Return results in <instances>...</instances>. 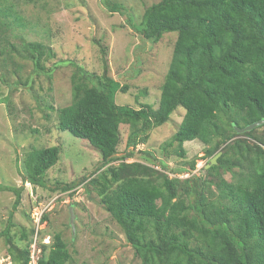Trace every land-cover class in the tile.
I'll return each mask as SVG.
<instances>
[{"label": "trees", "instance_id": "trees-1", "mask_svg": "<svg viewBox=\"0 0 264 264\" xmlns=\"http://www.w3.org/2000/svg\"><path fill=\"white\" fill-rule=\"evenodd\" d=\"M102 3L110 11L120 8ZM18 27L24 23L14 5L0 0V45L29 60L35 73L47 72V45L8 39L16 38ZM139 32L153 43L176 33L157 106L117 104L114 95L126 86L108 74L103 61L100 75L79 67L71 76V101L55 109L57 128L99 151L88 185L141 264H264V123L235 130L264 118V0H159L144 9ZM177 107L184 110L182 119L160 148L166 157L183 158L184 142L197 139L206 145V156L220 151L205 171L222 167L231 180L214 181L221 193L214 199L205 178L191 173L195 158L168 173L164 161L138 149ZM124 124L125 150L117 155ZM58 158L55 145L32 148L23 160V182L46 187V171ZM183 173L190 176L177 177ZM1 190L14 193L16 209L22 186L0 185ZM12 225L9 219L0 236L14 264H28L33 230L19 232V247L9 233ZM50 236V244H40L36 264H67L66 242L59 232Z\"/></svg>", "mask_w": 264, "mask_h": 264}, {"label": "rangeland", "instance_id": "rangeland-1", "mask_svg": "<svg viewBox=\"0 0 264 264\" xmlns=\"http://www.w3.org/2000/svg\"><path fill=\"white\" fill-rule=\"evenodd\" d=\"M109 1L119 10L110 11L102 0H6L24 23V27L14 30L16 38L10 35L8 39L16 45L24 39L41 42L52 55L42 60L48 71L35 73L29 60L0 45V185L23 189L16 209L12 207L14 193L0 191V231L10 219L13 225L9 233L20 247L19 232L33 230L30 243L35 236L36 258L42 250L40 244H50V235L59 232L71 256L67 264H141L121 228L88 185L100 164L99 151L86 140L57 128L55 109L71 101V76L79 67L100 75L103 61L108 74L126 86L125 92L114 95L117 104L134 108L142 103L153 107L158 104L176 33H165L153 43L139 32L144 9L159 0ZM183 114V108L177 107L167 122L148 132L147 141L138 149L148 150L164 161L168 173L180 167L182 161L195 158L191 172L205 178L210 198L214 199L221 194L214 181L219 177L231 180V173L222 167L205 171L211 167L205 168L211 159L205 155V144L197 139L185 141L183 158L166 157L160 148ZM128 132V125H121L117 155L124 153ZM52 145L59 147V158L46 171V187L23 182L25 154L32 148ZM9 247L0 236V260L11 258ZM5 261L1 263L9 264Z\"/></svg>", "mask_w": 264, "mask_h": 264}, {"label": "water", "instance_id": "water-1", "mask_svg": "<svg viewBox=\"0 0 264 264\" xmlns=\"http://www.w3.org/2000/svg\"><path fill=\"white\" fill-rule=\"evenodd\" d=\"M264 123V118H262V119H260V120H257V121H254V122H252V123H250V124H248V125H246V126H244V127H241V128H239V127H235V130L238 132V133H242V132H244V131H246V130H251V129H253L254 127H256V126H259V125H261V124H263ZM221 154V152L219 151V152H217L215 155H213L212 157H211V159L209 160V162L205 165V168H208L209 166H211V165H213V164H216V159H217V157L219 156ZM73 218H74V215H73V212H72V208L70 207L69 208V225H70V227H71V229H72V232H73V230H74V227H73Z\"/></svg>", "mask_w": 264, "mask_h": 264}, {"label": "built area", "instance_id": "built-area-1", "mask_svg": "<svg viewBox=\"0 0 264 264\" xmlns=\"http://www.w3.org/2000/svg\"><path fill=\"white\" fill-rule=\"evenodd\" d=\"M184 175H185V177L187 176V174H184ZM180 176H182V175H180ZM36 245H37V239L34 236L33 239H32V242L30 243V248H29V261H28V264H35L36 263V260L38 258V257L36 258V255H35L36 254ZM6 259H7L6 261H5V259H1L0 260V263H1V261L4 260L5 262H8L9 261V264H12L10 257H8Z\"/></svg>", "mask_w": 264, "mask_h": 264}, {"label": "clouds", "instance_id": "clouds-1", "mask_svg": "<svg viewBox=\"0 0 264 264\" xmlns=\"http://www.w3.org/2000/svg\"><path fill=\"white\" fill-rule=\"evenodd\" d=\"M191 173H192V172H191ZM182 175H184V173H183ZM192 175H193V174H192ZM178 176H180V174H178L177 177H178ZM189 176H190V175L187 174L186 177H189ZM184 178H185V177H184ZM29 248H30V246H29ZM37 259H38V258H37ZM28 261H29V260H28ZM36 261H37V260H36ZM35 264H36V263H35Z\"/></svg>", "mask_w": 264, "mask_h": 264}]
</instances>
